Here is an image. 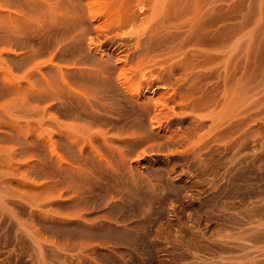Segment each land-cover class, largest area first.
<instances>
[{"label":"rangeland","instance_id":"1","mask_svg":"<svg viewBox=\"0 0 264 264\" xmlns=\"http://www.w3.org/2000/svg\"><path fill=\"white\" fill-rule=\"evenodd\" d=\"M0 264H264V0H0Z\"/></svg>","mask_w":264,"mask_h":264},{"label":"bare ground","instance_id":"2","mask_svg":"<svg viewBox=\"0 0 264 264\" xmlns=\"http://www.w3.org/2000/svg\"><path fill=\"white\" fill-rule=\"evenodd\" d=\"M126 97H127V96H126ZM123 98H124V97H123ZM124 99H126V98H124ZM127 99H128V97H127ZM165 100H166V99H165ZM165 100H164V101H165ZM166 101H167V100H166ZM200 101H203V100H200ZM200 101H199V102H200ZM129 102H130V101H129ZM132 102H133V101H131L130 103H132ZM168 102H169V101H168ZM208 102H209V101H208ZM133 103H135V102H133ZM163 103L166 104V102H163ZM190 104H191V103H190ZM132 106H133V105H132ZM141 106H142V103H141ZM144 106H145V105H144ZM154 106H155V105H154ZM188 106H189V104H188ZM190 106H192V105H190ZM135 107H138L137 109L142 110V111H143V108H144V109H147V111L150 109V108H148V107H150V106H148V107H146V106L143 107V106H142V107L140 108L139 106H137V104H135ZM183 107H184V106H183ZM185 107H187V106L185 105ZM152 108H155V107H151V110H152ZM131 109H132V108H131ZM134 110H135V108H134ZM139 110L135 111V113L138 114L137 112H138ZM154 110H155V109H154ZM154 110H153V111H154ZM158 110H159V109H158ZM186 110H187V109H186ZM156 111H157V108H156ZM140 112H141V111H140ZM145 112H146V111H144V113H145ZM149 112H150V111H149ZM151 112H152V111H151ZM147 113H148V112H147ZM154 113H155V112H154ZM166 113H167V112H166ZM94 114H95V113H93V114H91V115L95 116ZM98 114H99V113H98ZM140 114H142V116H143V112L140 113ZM140 114H139V115H140ZM151 114H152V113H151ZM91 115H88V116L91 117ZM100 115H101V114H99V116H100ZM102 115H103V114H102ZM102 115H101V117H102ZM105 115L107 116V114H105ZM147 115H148V114H146V116H147ZM152 115H153V117H154V114H152ZM99 116H97V117L95 116V117H93V119L98 118ZM106 116H105V117H106ZM140 116H141V115H140ZM155 116H156V115H155ZM107 117L110 118L109 115H108ZM107 117H106V118H107ZM144 117H145V116H144ZM189 117H190V116H187V118H189ZM102 118H104V117H102ZM102 118H100V120H102ZM106 118H105L104 120H106ZM113 118H114V117H113ZM159 118H160V117H159ZM182 118H183V117H182ZM190 118H191V117H190ZM192 118H193V117H192ZM192 118H191V119H192ZM98 119H99V118H98ZM98 119H97V120H98ZM107 119H108V118H107ZM110 119H112V118H110ZM155 119H156V117H155ZM95 120H96V119H95ZM104 120H102V121H104ZM112 120H115V119H112ZM116 120H118V119H116ZM120 120H121V119H120ZM156 120H157V119H156ZM177 120L179 121V119H177ZM182 120H183V119H182ZM111 122H112V121H111ZM116 122H120V121H114L113 123L116 124ZM179 122H180V121H179ZM105 123H109V121H107V122L105 121ZM111 124H112V123H111ZM116 125H117V124H116ZM153 132H155V131H153ZM158 135H159V134H158ZM157 137H158V136H157ZM169 137H171V136H169ZM166 138H167V137H166ZM168 139H169V138H168ZM170 139H171V138H170ZM175 139H176V138H175ZM166 140H167V139H166ZM171 140H173V139H171ZM171 140H170V142H173V141H171ZM177 140H178V139H177ZM185 140H186V139H185ZM181 141H183V140H181ZM123 142H124V141H123ZM166 142H167V143H166ZM166 142H165L166 144L169 143L168 141H166ZM178 142H179V140H178ZM176 143H177V141H176ZM179 143H180V142H179ZM179 143H178V144H179ZM171 144H172V143H171ZM171 144H170V145H171ZM160 145H161V144H160ZM173 145H174V144H173ZM151 146H152V145H151ZM151 146H150V148H151ZM157 146L159 147V144H157L155 147L157 148ZM162 146H163V145H162ZM162 146L160 147L161 149H162ZM167 146H168V145H167ZM152 147H153V146H152ZM155 147H154V148H155ZM154 148H152V149H154ZM156 148H155V149H156ZM163 148H164V147H163ZM161 149H160V150H161ZM174 157L176 158L177 156H173V158H174ZM171 159H172V158H171ZM102 223H103V221H102ZM102 223H101V224H102ZM105 223H106V221H105ZM105 223H103V224H105ZM107 223H108V222H107Z\"/></svg>","mask_w":264,"mask_h":264}]
</instances>
